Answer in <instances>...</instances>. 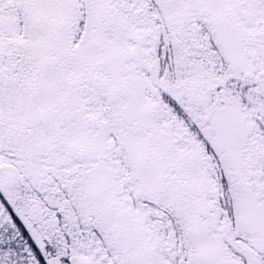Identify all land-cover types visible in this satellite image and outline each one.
Listing matches in <instances>:
<instances>
[{
    "label": "snow or ice",
    "instance_id": "obj_1",
    "mask_svg": "<svg viewBox=\"0 0 264 264\" xmlns=\"http://www.w3.org/2000/svg\"><path fill=\"white\" fill-rule=\"evenodd\" d=\"M0 264H264V0H0Z\"/></svg>",
    "mask_w": 264,
    "mask_h": 264
}]
</instances>
